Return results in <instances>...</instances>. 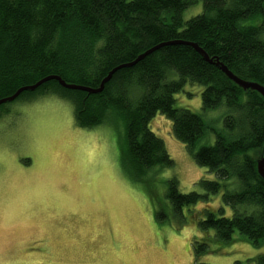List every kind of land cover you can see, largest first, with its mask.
<instances>
[{"label":"trees","instance_id":"1","mask_svg":"<svg viewBox=\"0 0 264 264\" xmlns=\"http://www.w3.org/2000/svg\"><path fill=\"white\" fill-rule=\"evenodd\" d=\"M197 3L201 12L184 20V12ZM259 17L260 25L247 24ZM263 33L264 0H0V99L48 76L96 89L114 68L168 42L195 44L239 79L264 87ZM186 84L202 88L201 114L176 107L174 96ZM135 92L132 105L129 95ZM46 94L70 102L82 129L102 125L112 114L124 122L120 164L134 183H146L148 173L173 166L149 129L157 113L171 123L173 138L214 179L198 180L201 192L188 194L179 193L173 177L163 181L170 212L181 219L185 208L207 205L213 197L219 202L196 219L200 238L190 245L192 264H204L202 256L219 253L236 233L264 248V182L250 157L264 145V101L236 88L192 47L159 48L116 71L100 94L66 90L51 80L15 100ZM213 110L221 113L220 127L203 119ZM206 135L213 136L212 144ZM251 261L264 264V253Z\"/></svg>","mask_w":264,"mask_h":264},{"label":"rangeland","instance_id":"2","mask_svg":"<svg viewBox=\"0 0 264 264\" xmlns=\"http://www.w3.org/2000/svg\"><path fill=\"white\" fill-rule=\"evenodd\" d=\"M200 12L197 3L183 19ZM262 19L247 24L260 25ZM201 91L186 84L174 96L176 107L201 114ZM138 94L129 95L132 105ZM4 105L0 109V264L193 263L190 245L200 238L196 219L205 207L218 208V197L207 205L183 209L180 219L170 212L162 182L173 177L180 194L200 193L197 181L214 176L197 166L185 146L173 138L171 123L163 115L155 114L149 129L163 142L173 166L148 173L146 183H134L120 164L124 122L116 114L102 125L82 129L75 124L70 102L57 94ZM220 115L213 110L203 119L220 127ZM205 137L212 144L213 136ZM159 213L166 216L158 220ZM218 248L219 253L199 261L255 264L251 260L264 253V248H254L237 233Z\"/></svg>","mask_w":264,"mask_h":264},{"label":"water","instance_id":"3","mask_svg":"<svg viewBox=\"0 0 264 264\" xmlns=\"http://www.w3.org/2000/svg\"><path fill=\"white\" fill-rule=\"evenodd\" d=\"M180 44L181 45H189L190 47H192L194 49V51L201 56L203 61L217 67V69L223 74V76L226 77L231 83H233L236 88L240 89L244 93H246L247 91H249L250 93H255L259 98H261L264 101V87L262 85L258 84L257 82L245 81V80L239 79L234 74H232L224 65H222L220 62H218V60L212 59V58L210 59L206 55V53L202 49L197 47L195 44H190V43L187 44V43H183V42H168V43H162V44H159V45H156V46L150 48L149 50L145 51L144 53L138 55V57L131 63L124 64V65H121V66L114 68L100 82L98 88H96V89L83 87V86H79V85H74V84H68V83H65L64 81H62L57 76H48V77H45V78L39 80L38 82H36L33 85H29V86H25V87H21V88L17 89L9 97L0 99V106L13 102L22 92H33V91H35L42 84H44L48 81H51V80L56 81L60 87H62L63 89H66V90L80 91V92L87 93L88 95L100 94L103 90L104 85L111 79L112 75L116 71L123 69V68H130V67L134 66L136 63L141 61L144 57L155 52L156 50H158L159 48H161L163 46L180 45ZM250 157H251L253 163L255 164L256 173H257L258 177L264 182V145H262L260 149L251 152Z\"/></svg>","mask_w":264,"mask_h":264},{"label":"bare ground","instance_id":"4","mask_svg":"<svg viewBox=\"0 0 264 264\" xmlns=\"http://www.w3.org/2000/svg\"><path fill=\"white\" fill-rule=\"evenodd\" d=\"M23 93V92H22ZM17 99V98H16Z\"/></svg>","mask_w":264,"mask_h":264}]
</instances>
